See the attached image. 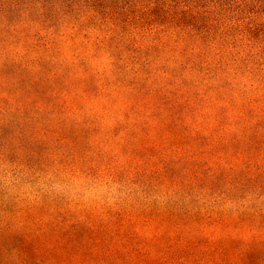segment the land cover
<instances>
[{"label": "trees", "instance_id": "trees-1", "mask_svg": "<svg viewBox=\"0 0 264 264\" xmlns=\"http://www.w3.org/2000/svg\"><path fill=\"white\" fill-rule=\"evenodd\" d=\"M183 9L147 52L85 25L67 45L33 29L0 32V122L37 127L35 137L43 123L46 136L67 139L86 125L75 111L89 117L98 100L117 119L128 108L120 121L136 142L158 145L167 127L170 147L190 148L139 179L146 193L179 186L176 206L150 198L104 212L0 210V264H264V39L252 26L215 30ZM202 192L217 202L185 201Z\"/></svg>", "mask_w": 264, "mask_h": 264}, {"label": "rangeland", "instance_id": "rangeland-1", "mask_svg": "<svg viewBox=\"0 0 264 264\" xmlns=\"http://www.w3.org/2000/svg\"><path fill=\"white\" fill-rule=\"evenodd\" d=\"M11 4L17 5V12L10 11ZM29 7L31 9L26 10ZM183 7L189 9L190 16L215 30L241 32L252 26L264 39V0H0V32L4 35L5 32L33 29L49 42L67 45L71 43V33L85 25L88 34L112 35L120 39L119 45H134L147 52L149 46L158 43L159 32L172 22L174 15L185 12ZM9 15L11 17H7ZM188 22L191 19L184 20V23ZM10 41L17 40H7L13 44ZM98 103V100L91 103L94 112L89 117L85 112L75 111L78 114L74 115L75 118L86 125L70 129L67 139H57L59 137L54 134L46 136L44 132L48 128L43 123L35 137L37 127H26L23 131L20 129L22 122H15L13 127L0 122L1 212L31 205L50 208L60 205L80 213L90 210L104 212L131 200L144 204L151 198L150 202L170 206L184 200L179 199V186L173 185L169 189L163 186L155 192L149 190L148 194L139 179L163 170L164 160L188 156L189 146L170 147L169 128L166 127L158 145L146 147L148 139L142 137L143 140L136 142L132 132L134 127L126 128L120 121L127 115V107L118 108L120 119H117L101 109ZM81 115L85 117L80 119ZM16 116L21 117L16 114L12 118ZM50 124L54 128L58 120L50 121ZM47 137L51 140L46 141ZM182 165L175 168L181 171ZM70 170L115 178L134 188L136 197L116 204L89 205L79 198H65L38 184L46 176L66 174ZM184 198L192 202L190 206L194 208L217 202L204 192L193 199ZM195 198L199 201H194Z\"/></svg>", "mask_w": 264, "mask_h": 264}, {"label": "clouds", "instance_id": "clouds-1", "mask_svg": "<svg viewBox=\"0 0 264 264\" xmlns=\"http://www.w3.org/2000/svg\"><path fill=\"white\" fill-rule=\"evenodd\" d=\"M41 186L65 198H79L89 205H110L135 199V189L106 175L90 176L83 171L53 173L38 181Z\"/></svg>", "mask_w": 264, "mask_h": 264}]
</instances>
